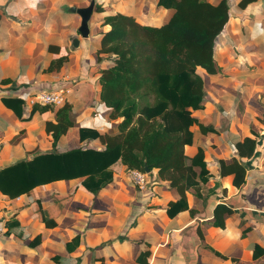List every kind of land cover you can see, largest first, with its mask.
Instances as JSON below:
<instances>
[{
    "label": "crops",
    "instance_id": "0c3cea01",
    "mask_svg": "<svg viewBox=\"0 0 264 264\" xmlns=\"http://www.w3.org/2000/svg\"><path fill=\"white\" fill-rule=\"evenodd\" d=\"M91 1L0 0V167L6 169L36 152H52L53 138L44 125L55 119L52 112H36L31 121H20L4 97L24 96L28 118L34 92L72 87L68 102L77 127L60 139L59 152L78 146L104 150L99 140L79 144V126L97 127L101 133L117 131L121 119L111 120L100 99L98 69L108 62L102 54L97 63L96 53L102 34L110 30L103 21L121 14L141 25L160 27L174 11L158 7V0H95L90 37L82 39L81 19L69 9L87 7ZM241 1L228 0L230 20L214 45L220 71L209 75L199 70L206 96L193 117L208 132L193 126L194 145L186 146L185 153L192 158L203 148L212 176L186 192L189 210L173 219L168 216V204L181 196L159 179L158 170L148 174L152 184L145 191L132 184L127 168L113 173L112 181L97 194L80 185L72 202L61 208L54 228L32 218L29 195L11 199L0 191L4 233L6 223L16 218L19 230L29 235L23 240L3 233L0 264H138L144 251L150 253L148 264H264V254L254 259L255 248L264 250V0L246 8L239 6ZM208 2L217 5L221 0ZM97 5L101 12H96ZM64 40L70 51L68 63L59 72L45 73L53 58L48 43ZM246 139L255 142L254 153L240 156L237 145ZM233 158L247 171L241 188L233 186V176H220L219 161ZM76 183L55 181L36 187L30 195L41 200L42 208L55 211L59 208L55 196L66 195ZM218 204L234 211L225 219V230L213 226ZM10 211L17 212L7 218ZM206 247L227 259L215 258Z\"/></svg>",
    "mask_w": 264,
    "mask_h": 264
},
{
    "label": "trees",
    "instance_id": "16d2710c",
    "mask_svg": "<svg viewBox=\"0 0 264 264\" xmlns=\"http://www.w3.org/2000/svg\"><path fill=\"white\" fill-rule=\"evenodd\" d=\"M255 1L242 0L239 6L246 8ZM157 5L174 11L169 22L160 27L141 25L134 17L121 14L103 21V26H110V30L102 34L96 53L97 63L103 60L102 54L108 62L105 68L98 69L100 99L102 107L110 110L109 118L121 121L116 132L101 133L97 127L85 125L77 129L79 144L99 140L103 151L81 146L65 152L57 150L60 139L77 127L68 99L62 106L34 105L29 117L24 118L27 107L24 96L2 98L20 121H31L36 112L55 115L54 120L44 125L45 131L52 135L53 151L0 171V191L11 199L29 195L32 218L47 228L57 225L61 208L72 202L80 185L97 194L112 181L113 173L123 168L158 170L159 179L168 182L181 196L168 204L167 214L172 219L189 210L186 192L206 184L212 176L204 149L199 147L197 154L189 158L185 147L194 145L193 126L208 132L193 117L194 111L203 108L206 96L199 70L209 75L220 71L214 61V45L230 20L228 0L217 5L208 0H158ZM96 12H101L98 5ZM67 46L66 40L48 43L47 51L53 58L45 73L59 72L66 66L70 54ZM254 148L255 142L246 139L237 145L238 155L250 156ZM219 172L221 177L233 176L236 188L246 182V168L236 158L220 160ZM60 180L77 183L66 195L55 196L59 203L57 210L44 209L41 200L31 198L30 192L36 187ZM233 212L226 204H218L213 212V226L225 230V219ZM19 226L16 218L10 219L5 236L27 240L29 235L21 232ZM206 249L219 260L227 259L211 247ZM263 254V249L255 248L254 259ZM149 255L144 251L137 259L138 264H148Z\"/></svg>",
    "mask_w": 264,
    "mask_h": 264
},
{
    "label": "built area",
    "instance_id": "2783aa9c",
    "mask_svg": "<svg viewBox=\"0 0 264 264\" xmlns=\"http://www.w3.org/2000/svg\"><path fill=\"white\" fill-rule=\"evenodd\" d=\"M72 87L67 85L58 86L52 90L39 91L30 97L32 105H53L62 106L68 99ZM128 176L132 184L138 189L145 191L152 184L149 175L145 172L128 169ZM4 233V226L0 223V236Z\"/></svg>",
    "mask_w": 264,
    "mask_h": 264
},
{
    "label": "water",
    "instance_id": "95a60500",
    "mask_svg": "<svg viewBox=\"0 0 264 264\" xmlns=\"http://www.w3.org/2000/svg\"><path fill=\"white\" fill-rule=\"evenodd\" d=\"M95 10V0H92L90 4L87 7L84 8H70L69 12L76 14L81 19L80 27L78 28V33L80 34V37L82 39H88L90 37V21L92 18V15ZM73 46L77 48L79 46V40L76 39L73 42ZM44 154L43 152H36L30 155L29 159L32 160L35 157ZM5 167H0V171H2ZM145 173L149 174L150 169L148 167H145ZM17 211H10L6 214L7 218H10L12 215H14Z\"/></svg>",
    "mask_w": 264,
    "mask_h": 264
},
{
    "label": "rangeland",
    "instance_id": "374dc122",
    "mask_svg": "<svg viewBox=\"0 0 264 264\" xmlns=\"http://www.w3.org/2000/svg\"><path fill=\"white\" fill-rule=\"evenodd\" d=\"M153 102V98H151V100H150V103H152ZM190 190V189H189Z\"/></svg>",
    "mask_w": 264,
    "mask_h": 264
}]
</instances>
